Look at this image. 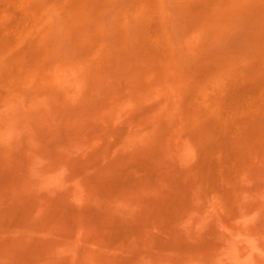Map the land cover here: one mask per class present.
I'll use <instances>...</instances> for the list:
<instances>
[{
  "label": "rangeland",
  "instance_id": "obj_1",
  "mask_svg": "<svg viewBox=\"0 0 264 264\" xmlns=\"http://www.w3.org/2000/svg\"><path fill=\"white\" fill-rule=\"evenodd\" d=\"M0 264H264V0H0Z\"/></svg>",
  "mask_w": 264,
  "mask_h": 264
}]
</instances>
